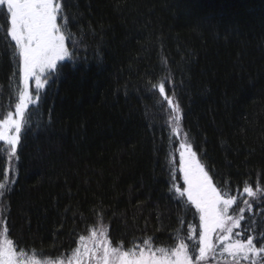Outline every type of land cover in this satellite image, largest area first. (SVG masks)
Masks as SVG:
<instances>
[{"label": "trees", "instance_id": "16d2710c", "mask_svg": "<svg viewBox=\"0 0 264 264\" xmlns=\"http://www.w3.org/2000/svg\"><path fill=\"white\" fill-rule=\"evenodd\" d=\"M62 3L75 67L65 62L38 111L30 106L11 166L0 143V182L6 169L15 180L0 198L2 229L42 261L67 260L81 235L101 227L114 247L151 238L170 249L178 230L191 247L199 214L170 191L178 141L163 95L179 104L182 132L213 183L237 195L236 214L245 182L264 187V0ZM4 9L0 117L21 87ZM161 82L164 94L152 87ZM250 203L240 238L264 232V197Z\"/></svg>", "mask_w": 264, "mask_h": 264}, {"label": "snow or ice", "instance_id": "6c2138e0", "mask_svg": "<svg viewBox=\"0 0 264 264\" xmlns=\"http://www.w3.org/2000/svg\"><path fill=\"white\" fill-rule=\"evenodd\" d=\"M2 6H6L4 12L9 25L6 35L15 42L12 55L14 60H18L22 83V87H17L18 103L15 104V111H9L5 119H0V141L7 145L6 159L11 166L13 160L18 159L17 146L22 129L31 127L29 121L35 113L29 111L30 106L38 111L39 90L48 84L51 77L59 76V68L65 62L75 67L74 51L70 50L68 43L74 49L76 42L72 40L67 27L68 17L62 0H0V7ZM33 79L37 90L35 96L29 89V82ZM152 87L158 88L160 94L165 93L163 82ZM163 100L171 108V130L174 135L179 136L180 121L183 118L180 106L174 98L167 95H163ZM180 149L179 170L183 173L186 187L181 188L173 183L170 191L181 198L186 197L185 202L199 214V226L202 230L198 238L197 229L192 225L189 226L190 234L186 237L193 242L191 251L185 238L180 237L179 230L178 243L170 249L153 248L151 238L145 239L143 246L133 242L130 248L124 249L122 244L112 246L107 230L101 227L92 229L90 236L81 235L79 246L72 251L71 256L66 261L59 260L57 264H201L209 256L214 257L220 245H223L220 255L227 253L231 264H241L242 261L264 264V232L259 234V238L253 235L240 238L242 233H233L234 229L241 227L245 209L251 210L250 200L264 197V187L258 181L255 188L245 182L239 195L243 197L246 194L248 198L242 199L243 206L236 209V214L230 215L229 210L237 205V195L216 187L191 143L187 141V133L183 134ZM8 170H5L4 181L0 182V198L5 197L15 183L14 179L8 180ZM7 232L6 226L0 232V264H53L52 260L37 259L34 250L31 256L25 251H18ZM257 244L260 246L257 247Z\"/></svg>", "mask_w": 264, "mask_h": 264}, {"label": "rangeland", "instance_id": "374dc122", "mask_svg": "<svg viewBox=\"0 0 264 264\" xmlns=\"http://www.w3.org/2000/svg\"><path fill=\"white\" fill-rule=\"evenodd\" d=\"M3 8H5V6H2V7H0V11H2L3 12V10H1V9H3ZM58 23H60V20L58 19ZM20 86L22 87V83H20ZM45 87V86H44ZM29 89H30V91L32 92V94H33V96H35L36 94H37V90H36V85H35V80L33 79V80H31L30 82H29ZM44 89V88H43ZM43 89H40L39 90V94L43 91ZM16 103H18V101L16 102ZM9 111H12V112H14L15 111V105L13 106V107H9V109H8ZM8 111V112H9ZM7 117V114H5V115H3L2 117H0V119H5ZM181 128V127H180ZM174 135V134H173ZM174 137H175V139L178 141V147H177V162H176V181H177V183H176V185H178V186H181V184H180V182L182 181L183 182V173L179 170V154H180V151H181V149H180V143L182 142V140H183V132H182V128H181V133H180V135L179 136H177V135H174ZM0 143H4V142H2V141H0ZM5 144V143H4ZM183 184H184V182H183ZM184 187H186L185 185H184ZM236 205H233V207H235ZM232 207V208H233ZM232 210L230 209L229 210V214L231 215V212ZM104 228V227H103ZM100 229V228H99ZM105 229V228H104ZM202 229L199 227V229L197 230V238H198V236H199V232L201 231ZM236 230H238V229H234L233 230V233L235 234V233H237L236 232ZM3 231V229H2V227H1V225H0V232H2ZM91 234V233H90ZM90 234L88 235V236H90ZM214 242H215V238H214ZM222 247H223V245H220L218 248H217V254L213 257V256H209L208 258H207V261L206 262H204V261H202L201 262V264H231V260H230V257H228V255H227V253H224V255H226V256H221L220 255V251H221V249H222ZM154 248V247H153ZM190 251H191V247H190ZM59 260H57V261H54L53 262V264H57V262H58ZM66 261V260H65ZM244 263L246 264V263H248V262H246V261H244Z\"/></svg>", "mask_w": 264, "mask_h": 264}]
</instances>
